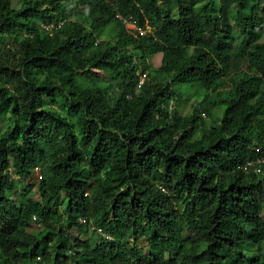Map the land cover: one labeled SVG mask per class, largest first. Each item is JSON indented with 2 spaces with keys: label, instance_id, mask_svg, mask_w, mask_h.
Masks as SVG:
<instances>
[{
  "label": "trees",
  "instance_id": "16d2710c",
  "mask_svg": "<svg viewBox=\"0 0 264 264\" xmlns=\"http://www.w3.org/2000/svg\"><path fill=\"white\" fill-rule=\"evenodd\" d=\"M245 1L0 0V264H264V0ZM238 40L246 70L218 123L202 127L207 106L171 110L173 85H221ZM37 167L38 198L19 199L11 172L26 181ZM91 219L97 244L62 230Z\"/></svg>",
  "mask_w": 264,
  "mask_h": 264
},
{
  "label": "rangeland",
  "instance_id": "374dc122",
  "mask_svg": "<svg viewBox=\"0 0 264 264\" xmlns=\"http://www.w3.org/2000/svg\"><path fill=\"white\" fill-rule=\"evenodd\" d=\"M77 1V0H75ZM21 0H12V7L14 9H18L20 6ZM252 7V3L248 0L244 3V9H249ZM212 9L214 11H218L219 9V0H213ZM233 15V14H232ZM234 16V15H233ZM73 20L75 18H72ZM263 31L260 37L257 39L256 42H264V22L262 24ZM53 28L49 29V33L52 32ZM150 31V30H149ZM152 33V31H150ZM115 32L112 29H105L99 33L96 34L99 41L102 40H111L114 36ZM234 41L233 43V52L238 54L232 59L233 62V68L230 71L229 75H227L221 85L215 89L207 92L205 94V91L200 88L198 85H173V90L176 92V95L174 97V100L171 103L170 109L176 110L179 115L182 117L189 116L194 108H200V105L207 106V109L209 110V114L202 113V119H203V128H211L215 124L218 123V117L222 114V106L219 104L221 101L228 97L229 91L232 88V78L235 75H240L242 70L245 69V61H243V55L241 51L242 44ZM136 53V52H135ZM134 60H138L136 57V54H134ZM239 55H242L243 57H239ZM160 59L161 54H155L150 59H148V68L147 71L149 72V76L153 75V70L158 69L160 66ZM237 65H240L241 67H238ZM238 67V68H237ZM93 75H97L98 77L104 78V74L100 71H92ZM157 78L160 80L163 79L162 75H156ZM106 85V83H105ZM206 103H203L205 102ZM202 103V104H201ZM202 108V107H201ZM7 117L4 118L0 117V132L4 130V128L7 125ZM201 134L200 130L195 132L193 137L194 139L198 138ZM257 173H261L258 169L256 171ZM48 175V170L44 169L43 167H37L34 169L33 173L29 176V178L26 181H20L17 176H15L11 172L12 180L15 183L16 186V195L19 199H37L38 193H37V184L40 181L42 176ZM88 195H90V192H87ZM8 197V203L13 204V198L10 196V193L6 194ZM64 198V195H61V199ZM55 211L57 213V217L62 218L65 220V213L63 211V208L59 204L56 206ZM261 216L264 218V208L262 209ZM66 226H63L62 230H64L67 234V238H69L71 241H74L75 239H79L81 242H89L90 244H97L100 241V237H104L105 235L99 234L97 231V225L95 224L94 220H90L89 224L85 226L84 223H81L79 221V226H73L70 229H66ZM39 228L35 224L34 230L37 231ZM188 232L185 230L183 233L179 235V240L185 241L187 239ZM108 238V237H107ZM134 245V244H133ZM137 251L139 252L142 257H145L147 260H151L152 258H149L150 256H147L148 253L150 254V244L147 239L141 238L137 242ZM165 259L167 260H180V256L178 253L174 252V250H167L165 251ZM152 261V260H151ZM44 264V263H43Z\"/></svg>",
  "mask_w": 264,
  "mask_h": 264
},
{
  "label": "built area",
  "instance_id": "2783aa9c",
  "mask_svg": "<svg viewBox=\"0 0 264 264\" xmlns=\"http://www.w3.org/2000/svg\"><path fill=\"white\" fill-rule=\"evenodd\" d=\"M118 19L121 21L122 25L124 26L125 30L130 33L131 35L135 36L136 34L142 36L144 35L147 31L150 30L149 27H146V30H143L141 27L138 26L137 22L131 18V17H127V18H123L118 16ZM45 30H49L50 28H55L54 25H50V26H44L41 25ZM58 27V26H57ZM151 31V30H150ZM149 31V32H150ZM138 74V83H137V88H139L143 82H145L146 78H147V72L144 73H140V71L137 73ZM264 162V158L259 159L257 161V163H262ZM247 165H251V163H247ZM35 219V218H34ZM33 219V220H34ZM81 223H84V220H80ZM97 231L99 232V234H103L102 230L100 228H97Z\"/></svg>",
  "mask_w": 264,
  "mask_h": 264
}]
</instances>
